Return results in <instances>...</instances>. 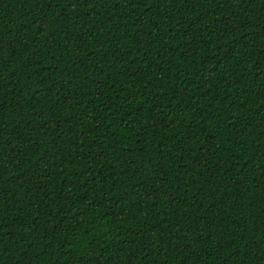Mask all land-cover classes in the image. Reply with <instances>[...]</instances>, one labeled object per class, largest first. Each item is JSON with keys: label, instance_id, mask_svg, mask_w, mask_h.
<instances>
[{"label": "trees", "instance_id": "obj_1", "mask_svg": "<svg viewBox=\"0 0 264 264\" xmlns=\"http://www.w3.org/2000/svg\"><path fill=\"white\" fill-rule=\"evenodd\" d=\"M0 264H264V0H0Z\"/></svg>", "mask_w": 264, "mask_h": 264}]
</instances>
